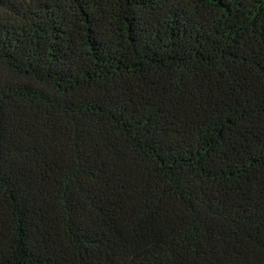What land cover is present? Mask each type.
Instances as JSON below:
<instances>
[{
	"label": "trees",
	"instance_id": "16d2710c",
	"mask_svg": "<svg viewBox=\"0 0 264 264\" xmlns=\"http://www.w3.org/2000/svg\"><path fill=\"white\" fill-rule=\"evenodd\" d=\"M0 264H264V0H0Z\"/></svg>",
	"mask_w": 264,
	"mask_h": 264
}]
</instances>
